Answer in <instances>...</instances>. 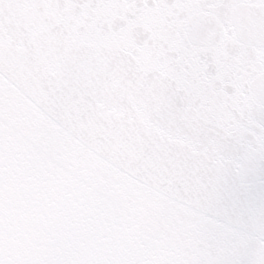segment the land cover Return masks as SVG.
Listing matches in <instances>:
<instances>
[{
  "label": "snow or ice",
  "instance_id": "snow-or-ice-1",
  "mask_svg": "<svg viewBox=\"0 0 264 264\" xmlns=\"http://www.w3.org/2000/svg\"><path fill=\"white\" fill-rule=\"evenodd\" d=\"M0 264H264V0H0Z\"/></svg>",
  "mask_w": 264,
  "mask_h": 264
}]
</instances>
